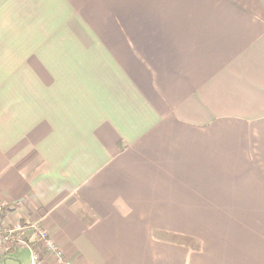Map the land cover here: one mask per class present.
<instances>
[{
	"label": "crops",
	"instance_id": "crops-1",
	"mask_svg": "<svg viewBox=\"0 0 264 264\" xmlns=\"http://www.w3.org/2000/svg\"><path fill=\"white\" fill-rule=\"evenodd\" d=\"M0 203L70 264H264V0H0Z\"/></svg>",
	"mask_w": 264,
	"mask_h": 264
},
{
	"label": "built area",
	"instance_id": "built-area-1",
	"mask_svg": "<svg viewBox=\"0 0 264 264\" xmlns=\"http://www.w3.org/2000/svg\"><path fill=\"white\" fill-rule=\"evenodd\" d=\"M5 207V203H0V261L9 252L23 248L30 251V264H70L41 220L25 222L5 218Z\"/></svg>",
	"mask_w": 264,
	"mask_h": 264
},
{
	"label": "rangeland",
	"instance_id": "rangeland-1",
	"mask_svg": "<svg viewBox=\"0 0 264 264\" xmlns=\"http://www.w3.org/2000/svg\"><path fill=\"white\" fill-rule=\"evenodd\" d=\"M15 260L20 264H30V251L27 249H16L14 251L9 252L4 260L0 261V264H13Z\"/></svg>",
	"mask_w": 264,
	"mask_h": 264
}]
</instances>
